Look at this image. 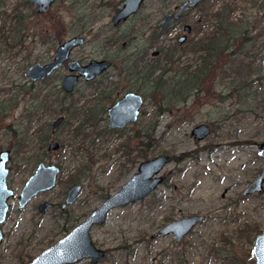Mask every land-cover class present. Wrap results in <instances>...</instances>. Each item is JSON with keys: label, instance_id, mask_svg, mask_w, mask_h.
Masks as SVG:
<instances>
[{"label": "rangeland", "instance_id": "1", "mask_svg": "<svg viewBox=\"0 0 264 264\" xmlns=\"http://www.w3.org/2000/svg\"><path fill=\"white\" fill-rule=\"evenodd\" d=\"M72 1L84 6L80 24L70 11ZM120 1L62 0L39 17L32 15L30 7L16 8L18 0H4L3 8L7 11L4 16L16 9L33 18L24 31V46L0 55V151L12 153L7 181L14 192L8 201L6 222L0 226L4 235L0 264H26L78 225L106 194L115 193L144 162L138 156L142 138L136 136L142 137V129L147 126L154 129L155 141L151 151H146L147 160L168 157V165L161 172L163 184L143 201L114 210L103 226L90 231L94 246L106 254L99 264H233V260L255 264L251 251L255 239L264 234V184L260 194L242 196V192L263 166L256 152L257 146L264 142V120L246 112L256 106L258 98L250 103L242 99L241 83L232 68L241 60L251 64L258 74L251 73L254 83L247 89L257 95L264 92L261 67L264 36L260 32L264 28V12L258 11L262 0H209L199 4L184 19L193 31L181 49L176 39L184 34L182 26L162 36L142 64L161 63V69L168 71L163 78L171 80L172 87L183 80L182 68L191 74L201 64L204 55L189 51L193 42L215 32V22L204 16L225 5L234 9L236 36L225 53L218 54L210 63L209 72L199 85L184 95L187 99L168 106L161 96L154 95L155 99L151 96V85L142 89L141 83H137L134 89L144 98L141 116L136 123L116 133L107 128L106 111L128 90L126 78L116 77L121 62L132 54L143 53L151 29L159 26L163 16L173 12L183 0H147L141 15L149 20L135 29L134 36H127L131 39L129 46L116 52L120 42L116 47L108 46L105 54L101 50L104 41L115 34L109 25L112 8ZM105 3L109 6L100 7ZM132 27L126 25L120 32L128 33ZM79 36L85 45L75 49L71 59L85 64L104 56L115 66L95 85L81 83L77 87L71 97L79 108L76 118H68L61 110L49 113L57 109L60 99L55 106L48 103V111L35 112L42 97L34 96L44 89L47 93L60 91L61 77L67 71L62 68L47 82L31 87L24 77L26 68L51 61L59 43ZM159 47H176V61L168 65L160 54L153 57ZM159 74L157 71L153 77ZM113 83H118L120 94L105 99ZM60 114L66 118L55 135L60 150L48 153L47 142L43 144L41 137L43 133L50 135L51 124ZM88 115L94 120H86ZM200 124H207L210 134L202 142H196L191 131ZM39 162L59 169L55 187L39 193L19 210L17 196ZM73 176L82 185V191L75 204L61 212L60 205L73 185L70 182ZM45 202L53 206L40 215L38 206ZM193 216H203L204 221L183 241L176 243L171 236L150 239L168 223ZM78 264L90 263L84 260Z\"/></svg>", "mask_w": 264, "mask_h": 264}, {"label": "water", "instance_id": "2", "mask_svg": "<svg viewBox=\"0 0 264 264\" xmlns=\"http://www.w3.org/2000/svg\"><path fill=\"white\" fill-rule=\"evenodd\" d=\"M55 1L30 0V3L35 7L36 14H43ZM146 1L123 0L122 8L113 17L112 23L116 25L121 20H127ZM203 1L206 0H186L176 15L167 14L163 17L160 28L163 30L166 29L172 22L178 20L185 11L195 8ZM184 31L189 33L190 27L185 26ZM185 39V37H181L179 42L182 43ZM83 43L84 40L82 38H71L60 43L50 63L44 65L36 63L30 66L25 72L24 77L32 82L49 77L67 62L72 51L81 47ZM157 54L158 52H153L152 56L155 57ZM261 67L264 71V60L261 61ZM109 68L110 63L104 60H93L86 65H81L77 61H71L68 65L70 75L63 78L61 88L66 94H71L77 86L79 78H83L88 82L108 71ZM143 105L144 98L140 95L134 93L126 94L122 100L107 110L108 128L113 130L123 129L130 123L134 124L138 119ZM62 121L63 118L60 117L53 123V131L57 129ZM209 134L210 127L207 124H200L191 131V136L198 142L206 139ZM57 148L58 144L56 142L50 143L49 150H57ZM8 154V152L0 153V226L6 222L9 212L8 201L14 195V192L7 186V176L9 173V169L7 168L9 162ZM256 156L264 163V142L257 146ZM167 165V156H159L140 163L136 173L122 184L115 193L105 198L78 225L55 243L41 251L27 264H78L84 260H88L90 264H98L104 258L105 253L94 246L90 237V231L93 228L103 226L108 215L114 210L123 209L129 205L139 203L155 192L163 182L161 172ZM58 172L59 170L55 166L46 167L40 164L33 175L25 182L18 195L19 209H23L36 194L52 190L55 187ZM263 184L264 165L258 176L243 191V195L260 194ZM81 190L82 187L80 185L71 188L67 193L62 209L76 202ZM48 207L50 205L45 203L40 207V211L43 212ZM203 221V216L185 217L173 221L153 234L150 239H155L160 236H171L176 242H180L190 235ZM3 237L2 231L0 230V245ZM251 254L255 260V264H264V234L259 235L255 239Z\"/></svg>", "mask_w": 264, "mask_h": 264}, {"label": "trees", "instance_id": "3", "mask_svg": "<svg viewBox=\"0 0 264 264\" xmlns=\"http://www.w3.org/2000/svg\"><path fill=\"white\" fill-rule=\"evenodd\" d=\"M170 1L167 3L169 4ZM252 3V2H251ZM256 3V2H255ZM70 11L74 14L76 23H81L83 20V17L80 15V12H84L81 10V6H78L76 1L71 2V8ZM209 11V9L207 10ZM206 11V13H207ZM211 11V9H210ZM258 11L264 12V0L261 1V3L258 5ZM234 12V9L228 5L223 6L221 9L214 12L212 15L210 13L206 14L204 16L205 19L213 20L215 24L213 25L215 32L207 35L204 38H200L197 41L193 42L190 48L191 53L193 54H203L204 56L201 57V64L194 70L191 71V74H189V71H186L187 68H182L180 75L182 76L183 80H178L176 83L171 86V80L164 79V75L168 72L167 69H161L162 65L159 62H156L154 65H146L142 64V68H140L141 62L137 59V54L133 55L129 60L128 64H126L124 67H120L119 69L123 74H127L128 72H135V76H141V88L144 89V87L152 86L151 90V96L154 97V95L161 96L162 102H165L168 106L173 104L175 101L180 102L185 101L187 99L185 96H187L190 92V90H193L195 87L199 85L201 80L206 77L207 73L209 72V66L210 63H212L215 60V57L221 53H225L226 49H228V43L233 41V36H236V27L238 25L236 23H233L232 21V14ZM83 14V13H82ZM0 14V18H1ZM28 17L27 15H22L20 12H16L14 16L10 17L9 20H5L2 24L3 28L0 30V55L5 52H12L15 48H22L24 46V35L23 32L28 27ZM86 18V21L89 20ZM149 18L144 17L142 19L143 21H148ZM7 22L10 23V26L8 27V34L4 31L5 27L7 26ZM86 25V22L83 23V26ZM83 26L79 33L82 34L83 32ZM262 36H264V28L260 31ZM167 33V31H163L159 28V26L154 27L151 29L148 37H147V43H146V49L142 53V63L144 62V57L147 54V52L156 47L162 38ZM160 56L163 57V60L166 64L171 65L173 62H175V55L177 52V48H169L164 49L163 47H159ZM188 53V51H187ZM29 59V58H28ZM199 60V59H198ZM162 71H161V70ZM157 71H160V74L157 77H153ZM255 71V68H252L251 64L246 63V61H239L237 64H235V68H232V72H235L237 76L239 77V81L241 83L240 87L243 90V98L245 101L254 102L258 98V102H256V106L254 108H248L246 109V112L249 114H253L257 118H261L264 120V92H262L260 95L256 94L254 91L248 90L247 87L254 83V78H251V73ZM255 74H258L257 71H255ZM230 75V74H228ZM254 75V74H253ZM132 79V78H131ZM139 83V82H138ZM136 85V84H135ZM86 86H92V85H86ZM111 89V88H109ZM44 90H41L38 94L35 95V98L42 97V100L40 101L39 105L35 107V112L41 109L42 111H48L50 108L49 104L54 105L56 104V100H59V109L57 107L52 109V111H49V113L54 114L57 113L58 110H61L62 113L67 115L68 118H76L79 114L77 107V101L72 100V95H65L62 93V95L57 94L55 96L52 95V93L44 92ZM110 92V91H109ZM106 94L105 99L110 98V93ZM185 95V96H184ZM59 96V98H58ZM51 99H54L53 102ZM251 100V101H250ZM79 101V99H78ZM247 105V103H245ZM55 106V105H54ZM248 107V105H247ZM160 112H163V110L159 109ZM90 113V112H89ZM34 115V114H33ZM88 115L86 120H94V118L89 117ZM93 124V122L91 123ZM136 138H142V143L139 151L138 156L143 161H147V150L150 149L153 146L152 143L154 141V129L149 128L147 126L146 128L142 129V137L140 134L136 136ZM45 141V140H44ZM43 141V144H44ZM144 141H146V144H144ZM23 142V141H22ZM20 142L19 144H21ZM82 170H84L82 168ZM81 170H79V173ZM75 177H71V184L79 183L78 179H74ZM77 178V177H76ZM110 196V194H106L103 197V200ZM173 222V221H172ZM171 223V222H170ZM169 224V223H168ZM69 231V230H68ZM67 231V232H68ZM249 255V253L247 254ZM242 263L241 260H233V264H240Z\"/></svg>", "mask_w": 264, "mask_h": 264}, {"label": "flooded vegetation", "instance_id": "4", "mask_svg": "<svg viewBox=\"0 0 264 264\" xmlns=\"http://www.w3.org/2000/svg\"><path fill=\"white\" fill-rule=\"evenodd\" d=\"M58 1H62V0H56L55 2H54V4L56 3V2H58ZM206 1H209V0H206ZM206 1H203V2H206ZM186 2V0H183L179 5H176L175 7H174V9H173V12H169V13H167V14H172V15H176L178 12H179V10H180V8H181V6L184 4ZM202 2V3H203ZM4 0H0V14H2L1 15V18H0V30H1V28H3V26H2V24L4 23V21L5 20H9V18L10 17H12V16H14L15 15V13L17 12H20V11H17L16 9H13L10 13H9V15H6V16H4L5 15V13H7V11H5L4 10V8H3V6H4ZM53 4V5H54ZM78 4V3H77ZM100 4H103V2L102 3H100ZM201 4V3H200ZM52 5V6H53ZM122 5H123V0H121L120 2H119V4L117 5V6H114L113 5V15H112V17H111V19H110V23H109V25H110V27L112 28V30L115 32V34H113L112 33V35H111V37H107L105 40L106 41H104V46L102 47V51H105V54H106V50H107V47L108 48H111V46L112 47H116V45L117 44H119L120 42L122 43L121 44V46H117L118 48H119V50L118 51H116V52H123L126 48H127V46H129V44H130V42H131V39L129 38L128 39V37L127 36H129V37H131V36H134V34H135V29L136 28H138L139 26H142V15H141V11H142V4H141V6H140V8H139V10L135 13V14H133L132 16H130L127 20H121V21H119L116 25H114L113 23H112V19H113V17L116 15V13L122 8ZM17 6L18 7H16V8H19L20 9V7H30V8H32L33 9V16H39V17H41V16H43L50 8H48L43 14H36V12H35V7L30 3V0H18V4H17ZM78 6H81V8H83L84 6L82 5V4H79ZM104 6H109V4L107 3H105L104 5H102V6H100V7H104ZM198 6V5H197ZM196 6V7H197ZM195 7V8H196ZM195 8H193V9H191V10H187V11H185L182 15H181V17L178 19V20H176V21H174V22H172L166 29H161L160 28V24L162 23V20H161V22H160V24H159V28L161 29V30H163V31H167V33L170 31V30H172V28H174V27H181L182 26V31H183V33L184 34H180L181 36L180 37H177V39H176V43H177V45L179 46V49H181L186 43H187V41H188V35H191V33H192V31H193V27L191 26V25H186L185 23H184V19H185V17H187V15L192 11V10H194ZM166 14V15H167ZM27 16H29V15H27ZM33 16H29L28 17V21H31L30 19H32L33 18ZM165 16V15H164ZM163 16V17H164ZM163 19V18H162ZM3 21V22H2ZM2 22V23H1ZM129 24H131L133 27H132V30L130 31V32H128V33H121L120 31L122 30V28L124 27V26H126V25H129ZM10 26V23L9 22H7V26L5 27V29H4V31L6 32V34H8V32H7V30H8V27ZM185 26H189L190 27V32L189 33H186L185 31H184V28H185ZM23 35H24V41H25V33L23 32ZM81 35V34H80ZM181 37H185L186 39L182 42V43H180L179 42V39L181 38ZM73 38H82V37H73ZM71 39V38H70ZM83 39V38H82ZM126 39H128V40H126ZM84 40V39H83ZM127 41V42H126ZM46 42H48V41H46ZM65 42V41H64ZM61 43H63V42H61ZM60 44V43H59ZM58 44V45H59ZM85 45V40H84V43H83V45L82 46H84ZM81 46V47H82ZM79 48V47H78ZM77 49V48H76ZM56 50V49H55ZM75 50V49H74ZM73 50V51H74ZM73 51H72V53H73ZM154 52H158V54H157V56L160 54V52L159 51H154ZM72 53H71V55H72ZM54 55H55V52H54ZM71 55H70V58H69V60L67 61V62H65L59 69H57L52 75H50L49 77H47V78H45V79H43V80H37V81H35V82H32V81H30V80H28L27 78V80L29 81V83L31 84V87H34L35 85H37V84H42V83H45V82H47L50 78H52L54 75H55V73L58 71V70H60V69H62V68H65L66 67V71H67V73L65 74V75H63L62 77H61V81H60V91L59 90H55V91H53V92H61V94L63 93V94H65V95H73L74 93H75V91H76V89H77V87L81 84V83H84V84H86V85H95L96 83H98L99 81H100V79H102V78H104L105 77V75L115 66V64L113 63V61L111 60L110 61V59L108 58H104V56H103V58L102 59H99V60H95V59H93V60H95V61H102V60H104V61H108L109 63H110V68H109V70L108 71H106V72H104L103 74H101L100 76H98V77H96L94 80H91V81H85L83 78H79V80H78V83H77V86L73 89V92L71 93V94H66L63 90H62V88H61V82H62V80H63V78L65 77V76H67V75H70V73L68 72V65H69V63L71 62V61H77V60H73V59H71ZM136 55V54H135ZM138 56H137V59L141 62V64H140V68H142V52L141 53H139V54H137ZM118 54H116V57L118 58ZM133 56V54L131 55V57ZM131 57H129L128 59H124L122 62H121V64H120V66H119V68L120 67H124L126 64H128V62H129V60H131L130 58ZM53 58H54V56H53ZM52 58V59H53ZM116 58V59H117ZM93 60H91V61H93ZM52 61V60H51ZM51 61H49V62H47V63H50ZM91 61H89V62H91ZM77 62H79V61H77ZM88 62V63H89ZM37 63H39V62H37ZM47 63H39V64H47ZM81 65H86L87 63H85V64H83V63H81V62H79ZM34 64H36V63H34ZM34 64H31V65H29L27 68H26V70H25V72L27 71V69L30 67V66H32V65H34ZM120 70V69H119ZM25 72H24V74H25ZM136 75V73L135 72H128L127 74H123L122 72H121V70L118 72V74L116 75V77H118V79H125L126 78V80H127V82H128V84L126 83V87H127V91L126 92H124V94H122L121 95V97H118L117 98V100H115L114 102H113V104L109 107V108H111V107H113L117 102H119L120 100H122V98L126 95V94H130V93H134V94H137V95H140L141 97H142V95L139 93V90H137V89H134L135 88V84H137L138 82L139 83H141V81H142V79H141V76H135ZM132 78V79H131ZM141 85H142V83H141ZM139 86H140V84H139ZM110 98L116 93V96L118 95V94H120L119 93V91H120V89H119V85H118V83H113V84H110ZM44 91H46L47 92V90L46 89H44ZM123 91V90H122ZM50 93V92H49ZM53 94V93H52ZM34 98H35V96H34ZM108 108V109H109ZM1 109V108H0ZM107 109V110H108ZM141 110H142V108H141ZM140 110V113H139V116H138V119L140 118V116H141V111ZM106 113H107V111H106ZM32 114H34L33 113V111H32ZM62 114H64V113H62ZM0 116H2V115H0ZM60 117H62L63 118V121L59 124V126L57 127V129L55 130V131H53V123L58 119V118H60ZM138 119H137V121H138ZM136 121V122H137ZM135 122V123H136ZM66 123V118L64 117V116H62L61 114H60V116H58L53 122H52V124H51V130H50V135H48V134H45V133H43V136L41 137V142H43L44 140V144H45V142H47V148H46V150H47V152L48 153H55V152H58L59 150H60V144L56 141V137H55V135L58 133V131H59V129L64 125ZM129 125H132L131 123L130 124H128V125H126V127H124L123 129H116V130H113V129H109L108 128V125H107V128L110 130V131H112V132H116V133H121L125 128H127ZM193 138V137H192ZM194 140V139H193ZM205 140V139H204ZM195 141V140H194ZM51 142H56L57 144H58V148H57V150H49V145H50V143ZM196 142H198V141H196ZM202 142V141H201ZM3 152H8L9 154H8V157H9V162H8V164H7V168L9 169V173H8V176H7V178L9 177V175H10V172H11V168L9 167V164H10V162L12 161V153H11V151L10 150H4V151H0V153H3ZM40 164H43L44 166H46V167H48L47 165H45L44 163H42V162H39L38 163V165H37V167L40 165ZM263 165H264V163H263ZM50 166H53V165H50ZM37 167H36V169H37ZM56 167V166H55ZM263 167V166H262ZM35 169V170H36ZM35 170H34V172H35ZM59 170V169H58ZM261 170V169H260ZM59 173V172H58ZM33 175V174H32ZM31 175V176H32ZM57 178H58V174H57ZM57 178H56V182H57ZM29 179V178H28ZM27 179V180H28ZM26 180V181H27ZM25 184V183H24ZM162 184H163V182H162ZM161 184V185H162ZM77 185H80L81 187H82V185L81 184H79V183H74L68 190H67V192H66V194H65V197H64V200H63V203H64V201H65V198H66V196H67V193L69 192V190L71 189V188H73V187H75V186H77ZM7 186H8V181H7ZM24 186V185H23ZM23 188V187H22ZM245 190V189H244ZM243 190V191H244ZM13 191V190H12ZM82 191V190H81ZM45 192H47V191H45ZM40 193H43V192H40ZM39 194V193H38ZM38 194H36L34 197H36ZM253 195V194H252ZM14 196V195H13ZM242 196H247V195H243V192H242ZM248 196H251V195H249L248 194ZM33 197V198H34ZM32 198V199H33ZM17 199H18V196H17ZM31 199V200H32ZM77 201V200H76ZM45 203H47V202H45ZM45 203H42V204H40L39 206H38V212H39V214L40 215H45L46 213H47V211L48 210H50L51 208H52V204L51 203H48L49 205H50V207H48L46 210H44L43 212H41L40 211V207L43 205V204H45ZM63 203L60 205V211L61 212H63L64 210H66L67 209V207L68 206H66L64 209H62V205H63ZM29 204V203H28ZM27 204V205H28ZM73 204H75V202L73 203ZM72 204V205H73ZM26 205V206H27ZM72 205H69V206H72ZM25 206V207H26ZM24 207V208H25ZM23 208V209H24ZM18 209H19V204H18ZM20 210V209H19ZM22 210V209H21ZM8 215V214H7ZM201 224V223H200ZM1 230V229H0ZM2 234H3V232H2ZM4 236V235H3ZM3 239H4V237H3ZM174 240V239H173ZM175 241V240H174ZM181 241H183V240H181ZM180 241V242H181ZM3 242V241H2ZM176 242V241H175ZM176 243H178V242H176ZM106 255V254H105ZM105 255H104V257H105ZM104 259V258H103ZM102 259V260H103ZM32 260V259H31ZM30 260V261H31ZM101 260V261H102ZM28 263V262H27ZM26 263V264H27ZM99 263H100V261H99ZM98 263V264H99Z\"/></svg>", "mask_w": 264, "mask_h": 264}]
</instances>
